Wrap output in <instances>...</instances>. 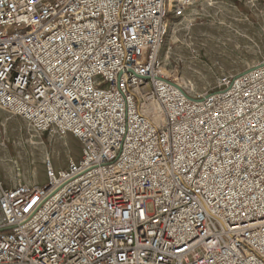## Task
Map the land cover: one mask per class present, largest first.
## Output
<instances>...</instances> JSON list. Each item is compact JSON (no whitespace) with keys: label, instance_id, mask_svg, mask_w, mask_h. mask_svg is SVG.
Masks as SVG:
<instances>
[{"label":"built area","instance_id":"built-area-1","mask_svg":"<svg viewBox=\"0 0 264 264\" xmlns=\"http://www.w3.org/2000/svg\"><path fill=\"white\" fill-rule=\"evenodd\" d=\"M225 1L0 0V110L81 143L0 179V264H264V57L192 94L164 53Z\"/></svg>","mask_w":264,"mask_h":264},{"label":"rangeland","instance_id":"rangeland-1","mask_svg":"<svg viewBox=\"0 0 264 264\" xmlns=\"http://www.w3.org/2000/svg\"><path fill=\"white\" fill-rule=\"evenodd\" d=\"M164 53L192 94L213 88L223 75L242 72L264 57V0H228L202 8L196 19L175 20ZM169 46V49H168ZM76 137L40 135L23 119L0 110V179L43 183L46 157L58 167L76 159ZM151 209V205L149 207Z\"/></svg>","mask_w":264,"mask_h":264},{"label":"bare ground","instance_id":"bare-ground-1","mask_svg":"<svg viewBox=\"0 0 264 264\" xmlns=\"http://www.w3.org/2000/svg\"><path fill=\"white\" fill-rule=\"evenodd\" d=\"M179 82H180V84H181V86H183L184 88H186L187 89V82H185L182 78H179ZM188 90V89H187ZM189 92V91H188ZM190 93V92H189Z\"/></svg>","mask_w":264,"mask_h":264}]
</instances>
